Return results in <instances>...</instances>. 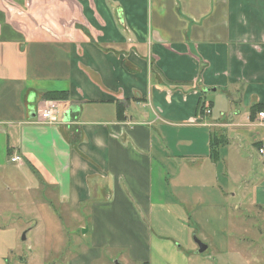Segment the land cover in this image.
Returning a JSON list of instances; mask_svg holds the SVG:
<instances>
[{
	"label": "crops",
	"instance_id": "crops-1",
	"mask_svg": "<svg viewBox=\"0 0 264 264\" xmlns=\"http://www.w3.org/2000/svg\"><path fill=\"white\" fill-rule=\"evenodd\" d=\"M260 113L264 0H0V228L42 191L96 249L191 264L189 220L264 223Z\"/></svg>",
	"mask_w": 264,
	"mask_h": 264
},
{
	"label": "rangeland",
	"instance_id": "rangeland-1",
	"mask_svg": "<svg viewBox=\"0 0 264 264\" xmlns=\"http://www.w3.org/2000/svg\"><path fill=\"white\" fill-rule=\"evenodd\" d=\"M230 159L233 161L231 165L238 166L234 163L232 150ZM219 172L220 185L231 190L232 187H242L240 182L230 183L227 187L221 168ZM14 197L18 198L19 194H12L11 198ZM29 197L32 199L28 207L26 205L22 210L13 206L9 198V206L14 209L5 211L1 220L0 243L3 248L14 252L8 264H143L131 258L127 248L105 246L96 249L90 220L67 212L58 204L55 205V212L44 207V192L39 191ZM228 207L229 220H224L225 224L216 218L212 226L210 222V227L205 218H201V225L189 220L187 232L179 237L178 245L187 252L191 264H264L263 220L254 219L245 207L236 208L235 201L231 200ZM161 220L168 223L167 216L161 217ZM24 233H27L25 241L22 240ZM195 238L208 246L203 254L198 253ZM91 250H97L98 256L88 252Z\"/></svg>",
	"mask_w": 264,
	"mask_h": 264
},
{
	"label": "built area",
	"instance_id": "built-area-1",
	"mask_svg": "<svg viewBox=\"0 0 264 264\" xmlns=\"http://www.w3.org/2000/svg\"><path fill=\"white\" fill-rule=\"evenodd\" d=\"M206 108V112L209 113L210 111L207 109V106H205ZM56 109L55 106H52L51 108H49L48 110H45L42 114H41V118L45 121H48L50 123H53L52 121H54L53 119V110ZM260 117H264V113H260L259 114ZM259 154L260 156L264 159V147L259 149ZM19 160V157H14L11 159V162H17Z\"/></svg>",
	"mask_w": 264,
	"mask_h": 264
},
{
	"label": "water",
	"instance_id": "water-1",
	"mask_svg": "<svg viewBox=\"0 0 264 264\" xmlns=\"http://www.w3.org/2000/svg\"><path fill=\"white\" fill-rule=\"evenodd\" d=\"M26 234L27 233H24L23 237H22V240L25 241L26 240ZM195 242L196 244L198 245V253L200 254H203L204 252L207 251L208 249V246L205 245L204 243H202L200 240H198L197 238H195Z\"/></svg>",
	"mask_w": 264,
	"mask_h": 264
},
{
	"label": "trees",
	"instance_id": "trees-1",
	"mask_svg": "<svg viewBox=\"0 0 264 264\" xmlns=\"http://www.w3.org/2000/svg\"><path fill=\"white\" fill-rule=\"evenodd\" d=\"M47 99H50V100H61V99H65L66 98V95H63V94H57V93H48L46 94L45 96ZM216 145L215 141H214V144H213V147Z\"/></svg>",
	"mask_w": 264,
	"mask_h": 264
}]
</instances>
